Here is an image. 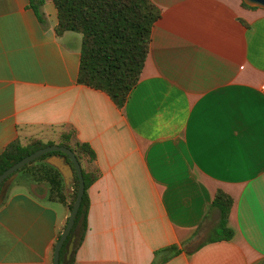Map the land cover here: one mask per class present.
Returning a JSON list of instances; mask_svg holds the SVG:
<instances>
[{
    "label": "crops",
    "instance_id": "obj_1",
    "mask_svg": "<svg viewBox=\"0 0 264 264\" xmlns=\"http://www.w3.org/2000/svg\"><path fill=\"white\" fill-rule=\"evenodd\" d=\"M149 1L146 58L117 107L76 83L80 36L54 34L49 0L42 22L27 0H0V151L30 137L57 144L61 131L92 149L81 167L98 177L72 264H264V10ZM41 158L0 202V264H51L70 193L61 184L64 200L49 197ZM216 192L231 200L228 238Z\"/></svg>",
    "mask_w": 264,
    "mask_h": 264
},
{
    "label": "trees",
    "instance_id": "obj_2",
    "mask_svg": "<svg viewBox=\"0 0 264 264\" xmlns=\"http://www.w3.org/2000/svg\"><path fill=\"white\" fill-rule=\"evenodd\" d=\"M49 1L56 14L54 34L60 36L64 32H73L80 36L76 83L104 92L115 106L121 107L138 81L148 51L150 29L158 18L157 8L149 0ZM44 2L45 0H27V7L33 11L39 22H42L40 8ZM241 5L255 8L245 5L242 1ZM71 136V132L61 131L57 144L69 148L78 161L83 180V193L73 224L60 246L58 264H72L74 249L80 243L86 228L88 206L86 190L98 177L96 170L86 171L81 167L82 159L87 161L94 159L92 149L86 143L71 141ZM50 144H53V141L42 142L34 137L28 138L25 144H20L16 139L8 142L0 151V173L21 157ZM45 155L47 153L34 160ZM34 160L19 169L26 168ZM42 167L47 168V170L40 168L39 171L50 184L49 197L63 201L62 182L58 172L48 166ZM76 187L77 177L74 174L72 191L68 195V210L75 196ZM211 203L219 212L218 230L224 232L222 236L228 238L231 231L227 229L225 222L231 200L225 193L216 192ZM70 236L74 238L72 251L65 260V247ZM168 249L175 248L169 246Z\"/></svg>",
    "mask_w": 264,
    "mask_h": 264
},
{
    "label": "water",
    "instance_id": "obj_3",
    "mask_svg": "<svg viewBox=\"0 0 264 264\" xmlns=\"http://www.w3.org/2000/svg\"><path fill=\"white\" fill-rule=\"evenodd\" d=\"M245 5L249 7L260 8L264 10V0H241ZM40 160L49 167L56 170L61 178L64 194L67 195L72 191V184L74 180V174L77 177V187L75 190V196L73 198L71 207L69 209L64 227L59 233L57 240L53 245L51 264H58V254L60 246L69 233V230L73 224V220L80 203L81 195L83 193V180L81 176L80 165L76 160L74 154L69 148L58 144H50L40 147L33 152L21 157L19 160L11 164L3 172L0 173V202L3 200L6 190L12 179L24 164L29 161L43 155ZM73 236H70L69 242L66 244L64 259L67 260L73 246Z\"/></svg>",
    "mask_w": 264,
    "mask_h": 264
},
{
    "label": "rangeland",
    "instance_id": "obj_4",
    "mask_svg": "<svg viewBox=\"0 0 264 264\" xmlns=\"http://www.w3.org/2000/svg\"><path fill=\"white\" fill-rule=\"evenodd\" d=\"M55 136L54 135H50V136H43L40 140L42 142H46V141H54Z\"/></svg>",
    "mask_w": 264,
    "mask_h": 264
}]
</instances>
